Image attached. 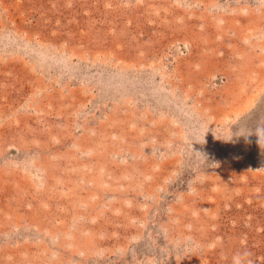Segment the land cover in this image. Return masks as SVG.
<instances>
[{"label":"rangeland","instance_id":"obj_1","mask_svg":"<svg viewBox=\"0 0 264 264\" xmlns=\"http://www.w3.org/2000/svg\"><path fill=\"white\" fill-rule=\"evenodd\" d=\"M0 264H264V0H0Z\"/></svg>","mask_w":264,"mask_h":264}]
</instances>
